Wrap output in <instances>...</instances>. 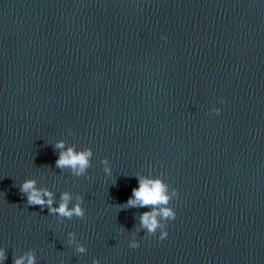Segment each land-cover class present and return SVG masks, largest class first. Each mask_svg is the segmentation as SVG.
<instances>
[{"label": "water", "instance_id": "water-1", "mask_svg": "<svg viewBox=\"0 0 264 264\" xmlns=\"http://www.w3.org/2000/svg\"><path fill=\"white\" fill-rule=\"evenodd\" d=\"M60 141L91 149L85 173L56 167ZM138 177L166 186L163 240L140 223L152 206H126ZM26 179L85 215L28 205ZM0 248L264 264V0H0Z\"/></svg>", "mask_w": 264, "mask_h": 264}, {"label": "clouds", "instance_id": "clouds-1", "mask_svg": "<svg viewBox=\"0 0 264 264\" xmlns=\"http://www.w3.org/2000/svg\"><path fill=\"white\" fill-rule=\"evenodd\" d=\"M166 39L167 37H162ZM223 103V101H221ZM213 113L219 115L220 109L213 107ZM55 147L60 149L58 159L55 162L57 168H69L76 175H81L90 167V157L92 156L91 149H84L77 151L74 147H68L65 150L63 141L57 142ZM107 163V161H104ZM105 171H110L105 169ZM139 187L132 189V194L127 200V207H145L152 206L153 211L144 212L141 214L140 223L143 228L147 230L148 236H153L159 231V239L163 240L168 236L167 224H162L161 220L171 221L175 220L176 212L173 208L166 207L169 202V196L166 194V186L159 180H150L147 178H137ZM20 192L27 197V204L33 206H40V208L47 207L49 214H57L62 217L71 218L72 216L83 217L85 210L80 204L74 205L69 208L70 195L67 192L61 194L60 203L58 207H54L53 193L46 189H38L36 182L32 179H26L20 185ZM178 197V190L173 193ZM47 197V199H45ZM82 199L78 197V200ZM165 206V207H157ZM158 217L160 219H158ZM139 242L132 240L129 243L130 248H138ZM79 251L83 252L84 249L80 248ZM5 250L0 248V264L6 260ZM13 264H25V257H14ZM27 264H35V258L32 255L27 256Z\"/></svg>", "mask_w": 264, "mask_h": 264}]
</instances>
